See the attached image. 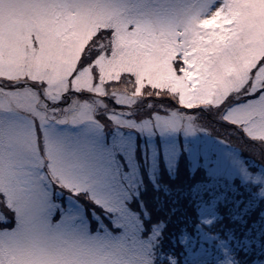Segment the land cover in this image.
Returning a JSON list of instances; mask_svg holds the SVG:
<instances>
[{"label": "snow or ice", "instance_id": "1", "mask_svg": "<svg viewBox=\"0 0 264 264\" xmlns=\"http://www.w3.org/2000/svg\"><path fill=\"white\" fill-rule=\"evenodd\" d=\"M0 264H264V0H0Z\"/></svg>", "mask_w": 264, "mask_h": 264}]
</instances>
